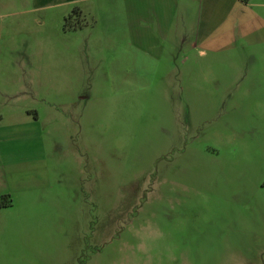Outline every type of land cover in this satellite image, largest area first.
<instances>
[{
    "label": "rangeland",
    "instance_id": "obj_1",
    "mask_svg": "<svg viewBox=\"0 0 264 264\" xmlns=\"http://www.w3.org/2000/svg\"><path fill=\"white\" fill-rule=\"evenodd\" d=\"M26 1L0 0V91L40 115L53 176L31 201L45 216L0 228V264H264V55L205 69L192 101L156 79L120 88L55 66L59 29ZM37 51L44 84L28 87Z\"/></svg>",
    "mask_w": 264,
    "mask_h": 264
},
{
    "label": "crops",
    "instance_id": "obj_2",
    "mask_svg": "<svg viewBox=\"0 0 264 264\" xmlns=\"http://www.w3.org/2000/svg\"><path fill=\"white\" fill-rule=\"evenodd\" d=\"M26 3L33 11L44 13L43 24L54 22L59 29L52 53L55 66L98 65L106 73L103 78L113 80L120 88L148 87L156 79L177 89L181 98L192 101L204 97L195 95L192 88L206 84L201 76L205 69H214L216 63L240 54L264 55V0ZM74 11L79 13L77 17H73ZM70 16L71 25L76 28L63 30ZM28 56L35 61L30 67L21 68L22 82L29 87L41 79L42 84L46 53L37 51ZM10 71V66L0 63L1 77ZM21 100L26 98L0 91V202L4 205L0 207V228L22 226L25 218L47 214L46 207L31 206L36 194L48 190L53 176L41 140L44 124L40 127V115L22 107ZM75 104L78 101L70 105L80 106ZM53 112L60 116L58 108ZM87 119L85 108L81 121ZM34 139L39 142L34 143ZM31 184L35 186L30 187ZM8 203L10 206H6ZM12 215L20 218L13 224L8 220Z\"/></svg>",
    "mask_w": 264,
    "mask_h": 264
},
{
    "label": "trees",
    "instance_id": "obj_3",
    "mask_svg": "<svg viewBox=\"0 0 264 264\" xmlns=\"http://www.w3.org/2000/svg\"><path fill=\"white\" fill-rule=\"evenodd\" d=\"M249 0H243V2L244 3H247ZM79 15V13L77 12V11H74V13H73V17H77L76 15ZM72 16H70V17H68L67 19H66V21H65V30H69V29H74V28H76V27H72V25H71V21H72V18H73ZM4 205H2V203L0 202V207H3ZM6 206H10V203H8V205H6Z\"/></svg>",
    "mask_w": 264,
    "mask_h": 264
}]
</instances>
